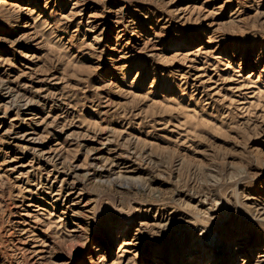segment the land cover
I'll list each match as a JSON object with an SVG mask.
<instances>
[{"label": "rangeland", "instance_id": "374dc122", "mask_svg": "<svg viewBox=\"0 0 264 264\" xmlns=\"http://www.w3.org/2000/svg\"><path fill=\"white\" fill-rule=\"evenodd\" d=\"M213 230L264 264V0H0V264H189Z\"/></svg>", "mask_w": 264, "mask_h": 264}, {"label": "bare ground", "instance_id": "6f19581e", "mask_svg": "<svg viewBox=\"0 0 264 264\" xmlns=\"http://www.w3.org/2000/svg\"><path fill=\"white\" fill-rule=\"evenodd\" d=\"M129 226L124 222L121 226L120 232H127ZM208 229V228H207ZM217 233L207 231L206 235L203 238V246L198 251H191L189 252L186 260L189 261V264H214L221 262V256L223 255L222 245L221 242L217 240ZM244 239V238H243ZM242 240V239H239ZM223 243V242H222ZM223 245H228L223 243ZM231 246V245H230ZM70 249L72 250L73 254L82 250L81 246L72 243L70 244Z\"/></svg>", "mask_w": 264, "mask_h": 264}]
</instances>
